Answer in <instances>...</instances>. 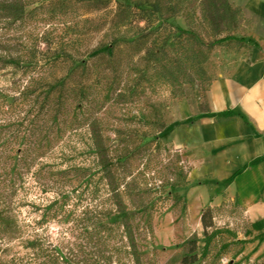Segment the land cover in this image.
I'll return each mask as SVG.
<instances>
[{
	"label": "trees",
	"instance_id": "16d2710c",
	"mask_svg": "<svg viewBox=\"0 0 264 264\" xmlns=\"http://www.w3.org/2000/svg\"><path fill=\"white\" fill-rule=\"evenodd\" d=\"M64 1L0 0V203L2 209L30 204L35 214L22 226L25 230L17 228L28 233L21 243L25 255L3 264H146L141 237L152 233V216L165 199L182 202L178 188L190 183L191 165L174 149L175 177L150 184L141 181L134 162L161 148L173 149L162 134L171 124V105L183 96L172 92L174 87L196 81L194 71L203 69L214 47L234 44L237 52L247 47L245 36L235 32L240 9L229 0H154L146 6L115 0L111 26L119 32L85 58L73 57L66 42L50 38L47 31L37 33L31 47L19 48L17 33L27 22ZM178 12L189 28L169 21ZM122 45L132 50L127 64L137 56L144 63L138 69L142 78L165 86L170 95L146 123L109 128L99 110L87 105L86 87L70 77L84 70L87 58L106 56L113 62ZM117 59L113 72L119 73L115 81L122 87L127 81L121 77L122 59ZM60 61L68 62L69 69L49 78L46 70ZM209 85L202 95L206 106ZM35 189L43 194L38 203L30 196ZM214 210L209 205L201 212L203 245L196 234L187 238L179 264H220L226 255V264H264V252L251 263L248 256L235 260L252 240L225 237L228 230L216 226ZM13 218L9 212L0 214L5 237L17 227L10 223ZM248 221L260 228L259 222ZM257 239L261 242L264 232Z\"/></svg>",
	"mask_w": 264,
	"mask_h": 264
},
{
	"label": "rangeland",
	"instance_id": "374dc122",
	"mask_svg": "<svg viewBox=\"0 0 264 264\" xmlns=\"http://www.w3.org/2000/svg\"><path fill=\"white\" fill-rule=\"evenodd\" d=\"M133 1L144 2L143 5L146 6L154 0ZM46 8L47 6H45V12L47 11ZM115 8V0H109L106 4L99 0H65L63 5L52 6L47 15L39 14V18L29 20L25 27L17 33L18 36H21V40L17 44H19V48H29L33 43H36L37 33L47 31L50 38H55L56 41L59 38L63 39L66 42L64 45L66 52L73 57L85 58L88 52L100 45L109 43L111 37L119 32V28L115 30L111 26ZM38 19L41 22H37ZM169 21L176 26L189 28L185 18L179 16V12ZM128 28L120 30H127ZM198 29L202 31L201 27ZM235 32L245 36V30L239 24ZM14 46L12 51L18 45ZM247 46L252 47V45ZM234 48V44L214 47L210 51L207 61L203 64V69L194 71L193 76L196 81L184 83L179 89L174 87L172 92L179 90L183 96H180L170 107L167 119L171 123L182 116V103L194 112L207 109L202 96L206 84L211 83L217 73L223 69L225 58H228L230 54L237 53ZM130 51H132L131 48L122 45L118 49L119 55H116L113 62L106 56L87 58V65L84 70H76L70 77L72 82H79L86 87L87 105L99 110L98 116L101 117L102 123L109 128L140 126L146 123L150 119L149 116L156 113L160 105L165 104L169 99V89L157 83L151 84L150 81L142 78L143 73H138V69L144 63L139 58L137 60V56L135 60H132L133 62L127 64L130 57L127 59L126 54H129ZM119 56L123 64L121 69L124 70L121 77L127 81L122 87L115 81L119 73L113 72ZM68 69L69 63L60 61L57 62V65L54 64L51 69L46 70L45 73L49 78L58 77L64 75ZM127 73L128 75H126ZM33 74L37 76L38 71H34ZM196 83L199 84V87H194ZM0 84L2 85V81ZM163 142L166 143L164 140ZM174 149V147L173 149L165 147L161 148L154 156L149 154L144 155L143 158L139 157L141 159L135 161L134 165L136 171L139 172L141 181L146 179L152 184L159 183V180L166 177H175L173 168L176 164V152ZM204 185L205 183L191 182L178 188V193L183 197L182 202L165 199L159 210L154 212L152 216L153 231L150 235H142L140 240V247L146 264H179L183 243L193 234L197 235L199 244L202 246L200 215L203 209L209 205L216 209L214 210L216 226L228 230L224 233L225 237L232 238L235 234L237 238L252 240L245 245L242 253L235 257V260L242 256H248L247 258L251 263L264 252V239L261 242L257 239L264 232V222H259L260 228L258 229L250 226L245 210L237 197L231 199L222 192V188L225 187L224 183L217 187L219 191L214 195L213 193L207 195L204 190L207 186ZM42 195L38 189L30 192L31 198L36 200L35 203L39 202ZM29 205L17 207V204H12L11 209L10 207L9 209L5 207L2 209L0 203V214L1 212L13 214L14 218L10 220V223L17 226L10 237H5L0 231V264L12 256L21 257L26 253V249L22 247L21 243L28 233H20L17 228L20 227L21 231L25 230L22 226L35 216ZM53 230L55 231L54 228H51V231ZM229 258L230 255H226L221 259L220 264H226Z\"/></svg>",
	"mask_w": 264,
	"mask_h": 264
},
{
	"label": "crops",
	"instance_id": "0c3cea01",
	"mask_svg": "<svg viewBox=\"0 0 264 264\" xmlns=\"http://www.w3.org/2000/svg\"><path fill=\"white\" fill-rule=\"evenodd\" d=\"M229 2L240 9L238 24L252 47L225 58L205 93L208 111L182 103V116L164 130L163 140L187 158L190 183L204 180L207 195H214L227 180L222 192L237 197L250 221L263 223L264 0Z\"/></svg>",
	"mask_w": 264,
	"mask_h": 264
}]
</instances>
